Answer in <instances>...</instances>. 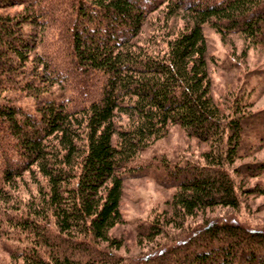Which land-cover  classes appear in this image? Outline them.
Returning <instances> with one entry per match:
<instances>
[{
  "label": "trees",
  "instance_id": "obj_1",
  "mask_svg": "<svg viewBox=\"0 0 264 264\" xmlns=\"http://www.w3.org/2000/svg\"><path fill=\"white\" fill-rule=\"evenodd\" d=\"M161 1L0 0V190L33 165L45 179L38 202L11 211V229L30 237L11 252L23 264H264V228L183 222L218 204L238 206L225 165L244 148L243 127L258 124L256 114L237 106L224 112L211 100L203 26L264 47V0H168V16L183 8L189 20L156 35L157 50L132 42ZM93 73L99 86L85 79ZM53 83L62 84L59 93ZM27 97L30 108L20 104ZM170 124L210 142L204 162L140 159ZM239 167L264 174V160ZM141 174L173 189L181 220L152 221L141 233L166 237L168 223L180 233L154 240L141 257H122L111 229L122 220L123 180Z\"/></svg>",
  "mask_w": 264,
  "mask_h": 264
},
{
  "label": "rangeland",
  "instance_id": "obj_2",
  "mask_svg": "<svg viewBox=\"0 0 264 264\" xmlns=\"http://www.w3.org/2000/svg\"><path fill=\"white\" fill-rule=\"evenodd\" d=\"M167 1H161L146 15L140 33L132 39V42L150 44L151 49L157 50L163 44L155 42L156 35L174 32L184 21L189 20V13L183 8L168 16ZM21 7L22 5L17 4L8 10L12 12ZM203 33L207 48L205 68L211 100L216 102L224 112L231 111L232 106L234 108L237 106L246 112L256 114L254 121L258 124H248L245 128L243 127L244 148L239 150L238 157L232 164L225 165L233 177L239 200L238 206L232 208L218 204L186 216L183 222L187 227L202 224L208 220L236 221L245 226L264 228V174L261 172L247 175L248 172L244 173L241 167L238 168L240 169L238 172L236 171V167L241 163L264 160V126L261 125L264 124V47L252 43L241 32H219L209 24L203 26ZM97 75L93 73L85 79H90L99 86L101 78ZM47 76L48 74L44 77ZM60 84L53 83L51 92L59 93L57 87L62 85ZM65 87L62 88L64 92ZM70 88L71 84L66 92L70 91ZM234 102H237V105ZM20 104L25 108L34 105L28 97L20 100ZM124 114L119 113L116 118L120 122L124 121ZM252 117L248 122H252ZM209 147L210 142L189 136L178 124H170L165 133L149 148L140 152L139 156L143 160L152 155L164 154L175 159L187 157L204 162L201 155ZM22 177L23 179L13 180L9 184L10 187L5 184L6 186L0 190V197H5L0 198V264H23L22 258L11 257V252L16 246L23 247L30 244V237L26 232H20L16 228L11 229V225H15L12 212L21 214L14 210L18 203L21 202L20 206H28L31 202H38L33 198L38 197L39 187L45 189V179L34 165L27 171H23ZM122 186L120 200L122 220L111 229V235L119 241V248L116 251L120 253V256L141 257L151 248L154 240L156 243H161L180 233L179 228L172 226L173 222L178 224L181 221L173 214L172 188L162 186L147 174L127 176ZM24 207L23 210L21 209L22 212H25ZM4 208H7V212L3 210ZM162 218L172 223H168L163 228L168 233L166 237H163L165 234H158L149 239L146 234L141 233L149 222Z\"/></svg>",
  "mask_w": 264,
  "mask_h": 264
},
{
  "label": "bare ground",
  "instance_id": "obj_3",
  "mask_svg": "<svg viewBox=\"0 0 264 264\" xmlns=\"http://www.w3.org/2000/svg\"><path fill=\"white\" fill-rule=\"evenodd\" d=\"M134 164V163H133Z\"/></svg>",
  "mask_w": 264,
  "mask_h": 264
}]
</instances>
